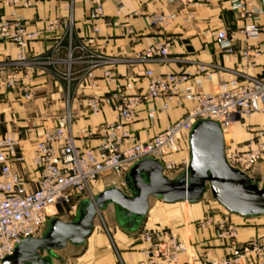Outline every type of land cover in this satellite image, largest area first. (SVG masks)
I'll use <instances>...</instances> for the list:
<instances>
[{"label":"built area","instance_id":"built-area-1","mask_svg":"<svg viewBox=\"0 0 264 264\" xmlns=\"http://www.w3.org/2000/svg\"><path fill=\"white\" fill-rule=\"evenodd\" d=\"M88 1L93 3L92 19L103 14L105 0ZM4 2L14 8L31 5L30 0ZM229 4L230 9L239 14L243 22L242 33L246 38L257 37L263 27L258 20L264 17V0H229ZM175 18L173 11L151 16L153 24H167ZM72 27L71 17L65 22L49 19L42 30H32L25 18H9L0 14V41L18 48L17 59L0 63V88L17 87L22 71L26 74L52 72L58 79L68 82L76 79L83 86L93 87L96 85L95 70L105 66L103 76L113 79L116 67L131 61L132 58L101 53L85 42H75ZM62 28L67 30V36L59 35L50 49L39 54L30 50L31 42L43 33ZM214 38L223 58L236 55L241 60L252 62L259 54V49L249 44L236 48L234 36L225 27L217 30ZM175 42L176 37L172 35L156 36L153 43L138 52L132 61L166 62ZM80 64L82 69L73 71L74 66ZM222 69L224 67L207 63L199 64L194 73L187 70L156 73L147 68L144 72L147 83L142 89L136 87L137 79L130 78L108 94L88 96L86 106L91 114L99 115L104 105H109L116 113L115 119L99 126V145L80 148L71 129L74 115L66 111L58 116L56 124L44 129L34 145L31 164L38 173L34 188L11 165L12 160H25L18 132L8 130L0 134V262L12 255L24 239L42 236L53 216L50 208L68 205L77 212L83 200H94V182L99 178L126 175L136 162L147 157L162 161L163 173L169 178L186 170L189 159L177 162L171 156L179 152L182 140H189L190 131L200 119L218 121L223 128L224 138L233 123L244 121L250 135L245 147L231 148L226 139V158L231 166L248 174L264 161V122L246 121L258 113L264 114V75L251 76L233 70L228 79H222L214 92L194 91L188 85L193 81L201 87L204 79H211ZM26 97L31 98L32 94L27 93ZM156 100L162 101L161 110L166 112L173 103L181 106L186 100H191L193 106L183 117L168 124L149 140L142 141L130 124L138 119L139 110L144 104ZM155 114L156 108L147 109L150 118H154ZM231 215L228 212L215 219L208 213L197 222L199 228H215L217 238L231 248L229 255L210 258L205 253L192 252V246L178 239L168 228L144 229L140 234L148 246L142 251L143 257L137 264H240L248 258L263 263L264 236L239 242L238 227L231 221ZM182 255H187V258L182 259ZM115 264H126L119 252Z\"/></svg>","mask_w":264,"mask_h":264},{"label":"crops","instance_id":"crops-1","mask_svg":"<svg viewBox=\"0 0 264 264\" xmlns=\"http://www.w3.org/2000/svg\"><path fill=\"white\" fill-rule=\"evenodd\" d=\"M31 5L14 8L0 0V14L9 18L23 17L32 30H42L49 19L65 22L73 18V38L109 56L134 58L138 52L149 47L156 36L172 35L176 42L170 48L169 60L161 61H128L119 64L115 77L109 79L103 76V69L98 68L94 74L96 85L83 86L78 80L68 82L58 79L52 72L40 74L34 72L19 74V84L13 89L0 88V134L15 130L20 137L23 149V162L11 161L13 168L28 180L31 188L35 187L38 173L31 164L32 152L36 141L46 128L56 124L58 116L70 111L74 115L72 134L75 143L80 148H94L101 142L99 126L115 119L116 113L109 105H104L99 115L91 114L86 106V98L91 95H105L123 86L128 79H137L136 87L142 89L147 79L144 72L147 68L156 73L187 70L194 73L201 63L224 67L222 71L204 79L198 87L189 82L194 91L214 92L222 79H228L233 70L251 76L264 75V17L258 22L263 26L255 38H246L242 33L243 22L237 12L230 9L229 0H105L103 14L97 18L90 17L93 3L88 0H30ZM259 4V3H257ZM175 12L176 18L167 24H153L151 16L160 12ZM225 27L234 36L236 48L247 44L259 49V54L252 62L241 60L236 55L222 57L221 50L215 42L214 34ZM97 28V29H96ZM64 28L43 33L37 40L31 42L30 50L39 54L50 49L57 37L67 36ZM132 31V32H131ZM18 48L8 42L0 41V63L5 60H15ZM65 70V67L62 68ZM82 65H76L73 71L79 72ZM79 74V73H77ZM75 74V77L77 76ZM31 93L32 97H26ZM162 101L156 100L144 104L138 119L130 124V128L142 141H147L163 130L171 122L181 118L193 106L191 100L183 105L174 103L166 112L161 110ZM148 108H156L154 118L147 115ZM253 123L264 122V115L256 116ZM251 121V122H252ZM245 126V124H244ZM246 130V129H245ZM246 139L234 140L231 148L243 149ZM173 157L177 162L189 159L188 140H182L180 150ZM254 175L264 181V161L255 168ZM201 203V202H199ZM197 203L196 205H200ZM209 210L203 205L184 215L177 224H162L158 220L160 211L151 209L146 221L137 232H124L118 225L109 231H98L87 239L86 250L72 261L69 257L59 256L53 264H114L117 253L123 257L126 264H137L143 257L142 251L148 246L140 234L144 229L168 228L180 240L189 243L196 252L205 253L210 258L229 255L231 248L216 236L215 228H199L198 220ZM225 212L212 214L220 219ZM238 227V240L243 243L258 236H264V216L241 217L231 215ZM96 230V226L94 227ZM196 252V253H197ZM187 255H182L186 259ZM240 264H264L256 259H243Z\"/></svg>","mask_w":264,"mask_h":264},{"label":"water","instance_id":"water-1","mask_svg":"<svg viewBox=\"0 0 264 264\" xmlns=\"http://www.w3.org/2000/svg\"><path fill=\"white\" fill-rule=\"evenodd\" d=\"M189 165L174 178L166 176L162 161L152 157L136 162L125 176L124 192L107 185L94 200L80 203L76 218L53 216L40 237L24 239L2 264H53L56 251L80 246L94 231L99 212L114 206L118 226L137 232L149 210L150 198L167 203L199 202L210 188L213 197L231 214L264 216V181L233 167L226 158L224 132L218 121L198 120L189 134Z\"/></svg>","mask_w":264,"mask_h":264},{"label":"rangeland","instance_id":"rangeland-1","mask_svg":"<svg viewBox=\"0 0 264 264\" xmlns=\"http://www.w3.org/2000/svg\"><path fill=\"white\" fill-rule=\"evenodd\" d=\"M259 115H264V114L258 113L253 118H250L246 121L250 122L256 116H259ZM225 134H226L225 140L228 139L226 141L231 146L234 140L241 141L243 139H247L250 136L249 133L245 130L244 121L233 123L228 128V131H226ZM260 163L255 168H258ZM255 168L249 171L250 175L255 174L256 172ZM125 176L126 175H123V176L111 175L109 177L99 178L98 180L94 182L95 193L96 194L100 193L101 191L104 190V188L107 185H116L117 187L121 188L124 192H127L126 187L123 184V180L125 181ZM199 202L197 203H199L200 205H203L205 208H207V210H209V214L219 213L221 212V210L225 212L226 214H228V211L213 197L210 188L207 189L204 197ZM197 203H190L187 201L167 203V202H164L163 200H159L154 197H151L150 198V210L155 209V208L158 209V211H160L158 220H160L162 224L172 225V224H177V222H181L184 215H187L188 213L190 214L192 211L196 210V208L198 209L200 205H196ZM50 213L53 216H57L60 219L69 222L76 218L78 211L77 212L73 211L68 205H58L57 208H52V211H50ZM148 215H149V212L147 216ZM146 218L144 222L146 221ZM117 225L118 224L116 222V218L114 214V206L110 205L106 210L101 211L97 214L96 219H95L96 230L94 231L95 233L101 230L104 231V229L106 231V227L108 228L109 231H112L113 227ZM118 228L124 232H127L124 229H122L120 226H118ZM86 247H87L86 242L80 246H74L72 244H68L65 248L56 251V254H58L60 257L61 256L69 257L72 259V261H74L76 257L84 253V251L86 250ZM191 251L195 252L193 251L192 248H191ZM0 264H2V262H0Z\"/></svg>","mask_w":264,"mask_h":264},{"label":"bare ground","instance_id":"bare-ground-1","mask_svg":"<svg viewBox=\"0 0 264 264\" xmlns=\"http://www.w3.org/2000/svg\"><path fill=\"white\" fill-rule=\"evenodd\" d=\"M225 139V138H224ZM49 211H52V208H50V210Z\"/></svg>","mask_w":264,"mask_h":264}]
</instances>
